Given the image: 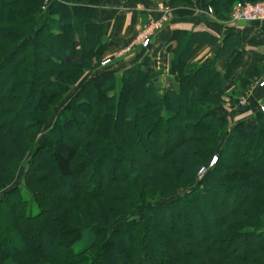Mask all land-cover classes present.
Instances as JSON below:
<instances>
[{"label": "trees", "instance_id": "trees-1", "mask_svg": "<svg viewBox=\"0 0 264 264\" xmlns=\"http://www.w3.org/2000/svg\"><path fill=\"white\" fill-rule=\"evenodd\" d=\"M236 1L211 0L215 18L228 21ZM102 2L0 0V264H264V113L253 126L215 113L231 67L187 64L194 35L173 33L177 92L139 66L102 70L41 134L100 65ZM24 161V184L10 188Z\"/></svg>", "mask_w": 264, "mask_h": 264}, {"label": "crops", "instance_id": "crops-1", "mask_svg": "<svg viewBox=\"0 0 264 264\" xmlns=\"http://www.w3.org/2000/svg\"><path fill=\"white\" fill-rule=\"evenodd\" d=\"M211 0H189L187 5L173 7L171 0H103L93 19L103 24V50L98 52L101 63L109 59L103 72L120 75L139 66L155 79L161 89L177 92L178 86L169 75L170 47L173 33L183 31L195 36L186 63L213 67L221 76L231 67L229 77L216 90L221 103L215 113L230 126L244 123L253 126L260 106H264V88H253L255 80L247 76L260 64L264 67V22L229 23L209 14ZM172 7L165 27L150 39L149 47L141 48L139 35L151 20L160 17L162 7ZM135 43L133 48L127 46ZM262 76V75H261ZM264 77V70L263 76ZM261 77V78H262ZM259 80V79H258ZM248 94L247 104L238 100Z\"/></svg>", "mask_w": 264, "mask_h": 264}, {"label": "rangeland", "instance_id": "rangeland-1", "mask_svg": "<svg viewBox=\"0 0 264 264\" xmlns=\"http://www.w3.org/2000/svg\"><path fill=\"white\" fill-rule=\"evenodd\" d=\"M241 1H243V2H245V3H252V4H255V3H258V2H261V1H263V0H250V1H246V0H241ZM171 5H172V3H171ZM233 5L234 4H232V6H231V8H230V12H231V9H232V7H233ZM173 7H178V6H175V5H172ZM182 6V5H181ZM171 9H172V7L170 6V5H166V6H163L162 7V12H161V15H160V17L158 18V19H156V20H158L159 22L161 21V19L165 16V15H168L169 14V12L171 11ZM207 12L209 13V14H212L213 13V10H211V13L209 12V10L207 9ZM150 22V21H149ZM148 22V23H149ZM146 25V24H145ZM165 25V24H164ZM145 27V26H144ZM165 27V26H164ZM143 28H142V31H141V33L143 32ZM140 33V34H141ZM155 36V35H154ZM153 37V36H152ZM151 37V38H152ZM139 38V37H138ZM100 45H99V47H98V49H97V51H96V54H95V59H97L98 58V52L99 53H101L100 51H102L103 49V47H104V45H105V43H104V41H103V39H102V37L100 38ZM135 43H131L129 46H127V49L128 50H130L131 48H133ZM150 44V43H149ZM148 47H149V45H148ZM142 48V47H141ZM103 62V61H102ZM103 70V66L101 65V63H100V65H99V67H96V68H92L91 70H87L86 72H84V74L82 75V77L73 85V86H71L70 87V89L67 91V93L63 96V98L61 99V101L57 104V105H54V108H53V115L51 116V118H50V120L48 121V122H46L45 124H44V126H43V128H42V131H41V134H44V133H46V132H48L51 128H52V126H53V124H54V122H55V120H56V118H57V114L59 113V111L61 110V109H63L66 105H67V103L69 102V100L72 98V97H74L75 95H76V93H77V91H78V89H79V87L81 86V84L82 83H84L85 81H87V80H89L90 78H95V76H97L99 73H100V71H102ZM253 88H257L256 87V85L255 84H253ZM250 92L251 91H246L245 93H247V94H250ZM134 96L135 97H137L138 99H141L142 97H143V94H142V92L140 91V89H139V87L138 88H136V91H135V93H134ZM242 98L244 97V96H241ZM197 98H198V96H195L194 97V100H197ZM240 100V99H239ZM239 100H238V104H239ZM195 103H196V101H195ZM195 103H193V104H195ZM246 104H247V102H246ZM245 104V105H246ZM244 105V106H245ZM240 106V105H239ZM191 107H192V105H191ZM214 157V156H213ZM213 157L212 158H210V160H209V163H208V166H205V165H203V166H201L200 168H199V170H198V172H197V179H200L203 175H204V173L206 172V170L208 169V168H211V166H210V162H211V160L213 159ZM43 160V159H42ZM44 165V164H43ZM26 170H27V162L26 161H24V163L22 164V166H21V168L19 169V171H18V173L15 175V177H14V179H13V181H12V184H11V186H10V188H14L15 186H18V185H23L24 184V177H25V173H26ZM188 188L189 187H187L186 189H178V190H176L175 191V193L174 194H183L186 190H188ZM153 190V187H151V186H149L148 187V189H147V191L148 192H150V191H152ZM1 196H2V194L0 193V198H1ZM131 217H135V215H131V216H127L126 218H124L123 220L121 219V220H118V221H115V223H114V225H117V224H119V223H124V222H126V220H129ZM38 240V239H37ZM37 242H40L41 243V247H43V244L44 243H42V240L40 239V240H38ZM13 243H14V245H15V247H17V248H22L21 247V245L19 244V242L17 241V239H16V241L14 240L13 241ZM11 249V248H10ZM14 260L16 261V262H14ZM32 260V261H31ZM38 260V259H37ZM37 260H35L34 258H32L30 255H23V256H18L17 258H15V259H13L12 261H8L7 263H4V264H36L38 261ZM30 262V263H29ZM114 262L116 263V264H119V261L118 260H114Z\"/></svg>", "mask_w": 264, "mask_h": 264}, {"label": "built area", "instance_id": "built-area-1", "mask_svg": "<svg viewBox=\"0 0 264 264\" xmlns=\"http://www.w3.org/2000/svg\"><path fill=\"white\" fill-rule=\"evenodd\" d=\"M211 13V8H208ZM168 22V15H165L161 21L151 20L143 27V32L139 35V45L142 48H147L152 36L160 32L166 23ZM229 23H251V22H264V0L255 4L245 3L238 0L234 3L231 12L229 14ZM165 24V25H164ZM110 62L109 59L101 62L102 66L107 65ZM257 88H264V77L255 82ZM240 98L239 105L244 106L247 102L248 94L243 95ZM260 111L264 113V106L259 107ZM215 158L210 162V166L215 163Z\"/></svg>", "mask_w": 264, "mask_h": 264}]
</instances>
